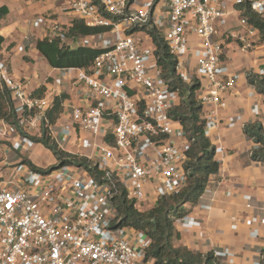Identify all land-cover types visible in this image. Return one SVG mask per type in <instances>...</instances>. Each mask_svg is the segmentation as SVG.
Returning a JSON list of instances; mask_svg holds the SVG:
<instances>
[{
    "label": "built area",
    "instance_id": "2783aa9c",
    "mask_svg": "<svg viewBox=\"0 0 264 264\" xmlns=\"http://www.w3.org/2000/svg\"><path fill=\"white\" fill-rule=\"evenodd\" d=\"M245 3L264 17V0H144L135 9L130 0H76L71 11L87 27L111 29L79 40L78 45L102 52L88 71L74 70L79 104L65 108L63 120L53 124L47 113L62 93L63 78L54 79L50 92L36 96L10 75L8 63L0 58V89L9 92L24 131L22 135L15 126L0 125L1 140L10 144L0 160V264H150L144 259L150 239L138 230L114 226L113 199L123 190L127 200L140 208L181 192L188 179L183 168L188 142L169 115L179 95L157 68L154 47L136 36L138 32H126L151 22L175 58L181 81L198 79L197 99L208 137L219 127L220 110L234 87L233 70L221 65L223 43L216 37L215 22L230 12L236 14ZM240 22L246 25L243 18ZM33 25L43 29L49 41L71 44L64 35L66 28H47L40 18ZM191 37L197 41L192 76L186 58ZM229 37L236 39L242 52L258 51L264 58L259 41L244 35ZM258 75L263 77L264 71ZM261 105L254 101L252 114L264 125ZM239 119L230 118L228 126ZM42 134L58 150L95 167L101 177L97 180L75 163L57 166L55 158L53 168L33 164V169L24 160L35 144L45 147L28 136ZM220 153L214 148V159ZM210 190L207 186L204 192ZM242 198L251 208V198ZM186 217L176 222L200 225ZM241 222L248 227L264 225V217ZM252 233L257 235V229ZM212 254L219 264H233L226 248H215ZM255 264H262L261 255Z\"/></svg>",
    "mask_w": 264,
    "mask_h": 264
},
{
    "label": "crops",
    "instance_id": "0c3cea01",
    "mask_svg": "<svg viewBox=\"0 0 264 264\" xmlns=\"http://www.w3.org/2000/svg\"><path fill=\"white\" fill-rule=\"evenodd\" d=\"M75 1L0 0V7L8 10L7 15L0 21V36L4 39L0 58L8 63L10 75L33 95L39 89L43 90L40 95L50 92L54 87V79L63 78L61 94L66 95L63 102L64 112L68 106L79 104L80 88L73 84L75 69L59 70L48 65L36 49L37 41L45 38V31L35 27L33 22L40 18L47 28L68 29L74 20L80 19L71 11V4ZM143 1L134 0L131 8L141 6ZM241 18L239 14L230 12L215 22L216 37L223 43L221 65L223 67L226 63L233 70L234 87L225 97L220 110L219 127L210 130L207 137L212 147L222 151L214 159L219 164L218 173L209 179L210 192H203L195 205L187 207L186 218L197 220L200 225L188 226L186 222H175V230L180 235L175 246L202 254L212 253L215 248H226L231 253L233 264H255L260 252L264 250V225L248 227L241 221L251 218L258 221L264 217V164H257L250 159L255 144L245 136L243 126L257 122L252 114L254 101L262 103L264 115L263 98L246 79L248 73L258 74L260 70L264 71V58L258 51L242 52L235 38L229 40L228 35H244L251 41H259L257 32L244 26L240 22ZM136 36L145 44H151L145 33L138 32ZM80 39L70 40L71 44H66L75 48ZM196 46V38L191 37L190 49L186 55L190 76L197 68L194 56ZM19 47L23 50L19 51ZM61 114L57 119L59 121L63 120ZM237 116L240 119L233 127H229V119ZM2 123L0 121V125ZM0 141L3 140L0 138ZM9 145L0 143V160L6 156ZM34 147H39L46 154L51 152L39 144L31 148L28 159L38 166L41 157L33 154ZM8 155L13 157L11 152ZM245 195L251 198V208L246 207L242 198ZM152 206L144 205L139 209L147 210ZM254 228L257 229V235L252 233ZM150 264H153L152 260Z\"/></svg>",
    "mask_w": 264,
    "mask_h": 264
},
{
    "label": "trees",
    "instance_id": "16d2710c",
    "mask_svg": "<svg viewBox=\"0 0 264 264\" xmlns=\"http://www.w3.org/2000/svg\"><path fill=\"white\" fill-rule=\"evenodd\" d=\"M132 2L133 0H130V3ZM239 10L246 26L257 32L259 42L264 45V17L255 14L248 3H245ZM7 13L6 7H0V21ZM112 19L116 21L118 18ZM110 29L111 27H87L79 19L74 20L71 27L65 29L64 35L75 41L79 38L109 32ZM135 32L146 34L154 47L153 56L157 68L160 69L162 77L168 81L170 89L178 92L179 101L169 115L182 127L188 142V150L185 152L186 160L183 165L188 179L186 187L181 192L160 198L156 205L147 210L137 208L133 202L127 200L124 191L120 190L113 199L116 214L114 226L131 228L146 235L150 239V244L145 250L144 259L152 260L153 264H219L211 252L202 254L192 252L185 247L175 246L180 235L175 230L174 223L187 215L188 206H193L199 201L204 189L208 186L210 177L217 174L219 170V164L214 160V147L203 132L202 105L197 99L199 81L196 77H192L189 82L181 81L175 69V58L170 54L161 32L151 22L142 27L135 26L126 33ZM3 42L4 39L0 36V48ZM36 49L51 68L59 70L84 69L88 71L94 59L102 52V50L88 49L80 45L73 48L71 45L60 42L59 39L49 41L46 38L37 41ZM246 79L262 96L264 104L263 77L248 73ZM42 91L39 89L36 95L41 96ZM65 99V94L54 98L52 109L47 113L51 124L63 112ZM0 121L15 126L20 134H24L21 117L14 111L10 94L5 89H0ZM243 133L255 144L250 159L264 163V125L260 121L245 124ZM28 137L34 143H42L57 160V166L75 163L84 166L97 180L101 177V173L84 159H78L58 150L49 142L45 134H42L40 138ZM24 162L36 169V166L28 159ZM260 255L261 263L264 264V250L260 252Z\"/></svg>",
    "mask_w": 264,
    "mask_h": 264
},
{
    "label": "rangeland",
    "instance_id": "374dc122",
    "mask_svg": "<svg viewBox=\"0 0 264 264\" xmlns=\"http://www.w3.org/2000/svg\"><path fill=\"white\" fill-rule=\"evenodd\" d=\"M236 12H237L236 14H239V16H241V13H240L239 9H236ZM229 40H232V38L229 37ZM146 42H148V41L146 40ZM0 143L3 144V145H7V146L9 145V143L7 141H4V140L0 141ZM30 153L28 155H30ZM33 154L38 155V156L41 157V159H43V160L40 159L39 165H42V166L49 165L48 166L49 168L54 166V165H56V161H55L54 157L51 155V153H48L49 154L48 155L44 151H41V149H39V147H34L33 148ZM22 158H26V157H22Z\"/></svg>",
    "mask_w": 264,
    "mask_h": 264
}]
</instances>
